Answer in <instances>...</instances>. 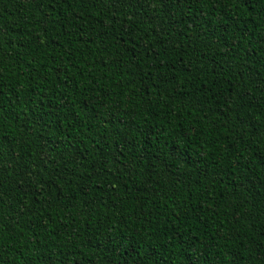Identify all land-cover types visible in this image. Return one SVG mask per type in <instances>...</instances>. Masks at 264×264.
Listing matches in <instances>:
<instances>
[{
    "label": "trees",
    "instance_id": "1",
    "mask_svg": "<svg viewBox=\"0 0 264 264\" xmlns=\"http://www.w3.org/2000/svg\"><path fill=\"white\" fill-rule=\"evenodd\" d=\"M0 264H264V0H0Z\"/></svg>",
    "mask_w": 264,
    "mask_h": 264
}]
</instances>
